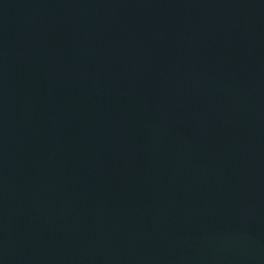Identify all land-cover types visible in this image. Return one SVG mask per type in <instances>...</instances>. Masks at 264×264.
<instances>
[{
    "label": "water",
    "instance_id": "water-1",
    "mask_svg": "<svg viewBox=\"0 0 264 264\" xmlns=\"http://www.w3.org/2000/svg\"><path fill=\"white\" fill-rule=\"evenodd\" d=\"M0 264H264V0H0Z\"/></svg>",
    "mask_w": 264,
    "mask_h": 264
}]
</instances>
